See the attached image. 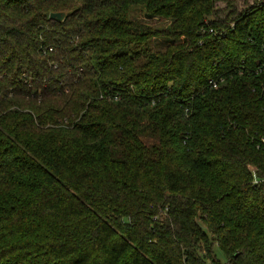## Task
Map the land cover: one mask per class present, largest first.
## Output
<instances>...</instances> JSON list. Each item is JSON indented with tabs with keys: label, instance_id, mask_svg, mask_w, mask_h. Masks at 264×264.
<instances>
[{
	"label": "trees",
	"instance_id": "trees-1",
	"mask_svg": "<svg viewBox=\"0 0 264 264\" xmlns=\"http://www.w3.org/2000/svg\"><path fill=\"white\" fill-rule=\"evenodd\" d=\"M219 1L0 0V264H264V0Z\"/></svg>",
	"mask_w": 264,
	"mask_h": 264
},
{
	"label": "rangeland",
	"instance_id": "rangeland-1",
	"mask_svg": "<svg viewBox=\"0 0 264 264\" xmlns=\"http://www.w3.org/2000/svg\"><path fill=\"white\" fill-rule=\"evenodd\" d=\"M230 2L228 0H220L218 2V6L222 9V13L220 14V17H224L226 14H228L230 12V10L232 9V7H229V4ZM236 4L233 6L235 8H237L240 11H242L245 6L247 5L246 1L245 0H236L235 2ZM139 15L142 17L144 16L142 12H139ZM153 24H157V25H160V24H163L164 21H161V20H158L157 18H155L153 21H152ZM217 253H218V256L219 258L222 260V261H225V256H224V253L219 249L217 248Z\"/></svg>",
	"mask_w": 264,
	"mask_h": 264
},
{
	"label": "water",
	"instance_id": "water-1",
	"mask_svg": "<svg viewBox=\"0 0 264 264\" xmlns=\"http://www.w3.org/2000/svg\"><path fill=\"white\" fill-rule=\"evenodd\" d=\"M66 16H67L66 11H58V12L51 13V17L57 19L58 21L65 20Z\"/></svg>",
	"mask_w": 264,
	"mask_h": 264
}]
</instances>
